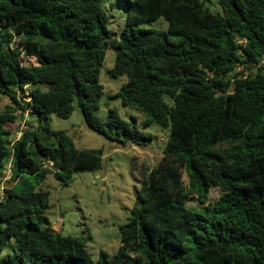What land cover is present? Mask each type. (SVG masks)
<instances>
[{"label": "trees", "instance_id": "16d2710c", "mask_svg": "<svg viewBox=\"0 0 264 264\" xmlns=\"http://www.w3.org/2000/svg\"><path fill=\"white\" fill-rule=\"evenodd\" d=\"M123 3L117 41L104 0H0V95L15 105L0 110V185L12 164L0 201V264H264V73L254 65L264 53V0H219L222 14L203 0ZM160 17L167 32L139 27ZM109 49V75L127 78L115 98L145 116L143 130L156 124L169 135L155 168L133 157L141 182L122 244L95 261L86 238L48 227L50 193L36 188L49 173L64 182L103 166V149L77 148L49 114L68 119L79 108L100 134L152 141L135 118L97 115ZM247 62L245 76L237 69ZM19 111L38 124L15 141L9 126ZM213 188L220 195L212 200Z\"/></svg>", "mask_w": 264, "mask_h": 264}, {"label": "rangeland", "instance_id": "374dc122", "mask_svg": "<svg viewBox=\"0 0 264 264\" xmlns=\"http://www.w3.org/2000/svg\"><path fill=\"white\" fill-rule=\"evenodd\" d=\"M203 1L213 13H223L219 0ZM104 9L109 16L108 28L112 37L119 41L128 15L123 0H104ZM139 27L167 32L169 23L165 17H160L150 23L140 24ZM114 61L115 53L109 49L100 73L104 93L100 99V111L97 115L104 118L108 109H113L125 121L133 122L135 118L140 127L145 116L133 107H124L121 101L115 98L127 78L125 76L112 78L109 75ZM18 97L28 101V98L23 97L22 92H19ZM10 106L15 107L10 98L0 95V110ZM18 115L20 117L18 121L9 126L16 136L23 124L26 129L31 124H38V116H32L29 111L23 115L19 111ZM49 123L53 130L66 131L77 148L103 149L104 156L103 166L99 171H76L65 177L64 182L49 173L37 186V191L50 193L51 209L48 218L51 227H48L65 236L86 238V248L95 261L99 259L101 251L111 258L122 244L121 228L129 220L140 189L141 177L137 171H132V159L136 156L138 166L143 165L149 171L155 168L163 157L169 130H163L156 124H152L146 130L140 127L152 136V141L146 146H137L124 144L117 136L116 130L112 132L109 130L108 135L94 131L85 122L79 108L68 119L49 114ZM7 170L6 165L3 170L5 177L8 175ZM219 195V190L213 188L209 198L217 199ZM189 204L197 206L198 203L191 198Z\"/></svg>", "mask_w": 264, "mask_h": 264}, {"label": "built area", "instance_id": "2783aa9c", "mask_svg": "<svg viewBox=\"0 0 264 264\" xmlns=\"http://www.w3.org/2000/svg\"><path fill=\"white\" fill-rule=\"evenodd\" d=\"M243 42H245V40H239V43H243ZM250 64H251L250 62H247L246 64H239L237 70H238V71H243L244 74H245V76H246V75L249 74V70H247V69L245 68V66H246V65H250ZM254 65H255V68H256V69H260V70L264 73V53H263V55H262L260 61H259L258 63H255ZM24 126H25V125L23 124V126H22L20 132L17 133L18 135L15 137V141H18V140L20 139V137H21V135H22V133H23V130L26 129V128H24ZM11 165H12V164H11V162H10L9 165H8V175H7V177L4 178L3 182H2L1 185H0V201H1L2 199H4V197H5V189H6V186H7V182H8V180L11 178V175H12ZM5 182H6V184H5Z\"/></svg>", "mask_w": 264, "mask_h": 264}]
</instances>
